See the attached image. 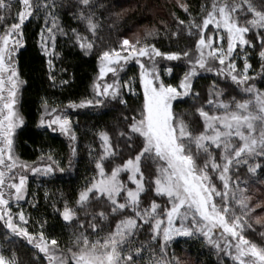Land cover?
Returning a JSON list of instances; mask_svg holds the SVG:
<instances>
[{"label": "snow or ice", "instance_id": "1", "mask_svg": "<svg viewBox=\"0 0 264 264\" xmlns=\"http://www.w3.org/2000/svg\"><path fill=\"white\" fill-rule=\"evenodd\" d=\"M15 3L19 4L14 17L16 22L0 32V220L5 222L7 229L13 234L27 238L30 244L45 254L47 264H68L69 258L74 264H135L133 252L126 251L124 245L140 227L139 220L152 224L155 233L153 239L162 235V252L173 237L191 236L195 232L203 234L209 243L221 248L219 240L214 239L216 231L219 230V239H222L224 244L222 250L233 258L235 264H264V244L254 242L245 235V230L252 227L246 220L252 211L248 204L250 198L245 195L246 189H240L239 182L233 187L230 175L233 166L247 164L257 156L264 157V92L254 86H248L244 88V92L249 95L248 99L237 100L232 97L231 100H225L222 98L223 93L213 84L206 102L195 108L198 119L202 120L199 128L194 124L190 125L173 110V101L178 97L189 96L192 92V78L201 69L212 71L210 64L213 62L218 61V67L215 69L217 75L230 77L237 85H244L251 79L248 75L251 65L247 58L245 57L242 72L238 71L233 53L238 46L251 44L247 34L255 30L261 39L262 50L259 55L264 59V34L261 33V30H264V10L258 9L252 0H211L210 9L202 6L206 15L201 23L194 19L188 22L189 34H193V28L197 29L199 34L194 56L190 55L189 51L162 52L155 44L146 40L142 42L140 38L135 41L124 39L120 49L112 48L102 53L101 78L109 72L116 73L118 67L131 60L139 64L143 105L139 119L133 118L129 128L131 134L142 137V147L134 157L112 169L110 175L106 174L103 163L97 162L99 178L94 179L90 187L79 193L76 204L85 208L93 197L106 198L112 213L131 209L134 215L120 219L114 231L110 230L106 235L100 236L98 229H103L95 222L97 216L107 219L105 212L100 211L93 216L92 222L88 223L91 233L85 229L74 234L72 247L66 250L70 254L68 256L58 241L54 238L49 240L43 230L30 234L27 228L14 223L9 207L12 197L19 202L24 199L26 193L27 177L20 174L16 182L15 169L31 167L32 172L43 171L49 174L55 171L53 164L56 163L49 155L48 159L53 163L38 168L20 162L14 156L13 137L17 127L23 124L16 110L17 95L23 81L19 78L14 54L22 44V26L36 8L41 6L35 0H15ZM80 4L83 6L80 19L86 21L87 28L95 35L98 25L92 18L94 14H86V11L90 13L91 0H80ZM42 6L48 7L46 0ZM52 6L55 7V4ZM180 7L188 12L186 4H180ZM13 8L14 0H0V11L4 13L0 15V21L5 20ZM241 17L244 18V23H240ZM179 23L185 24V21L180 20ZM209 25H215V32L212 37L206 38L205 30ZM53 27L58 28L55 18ZM73 32L82 49L93 47L87 37L77 33L75 29ZM48 33L47 39L53 42L54 48L53 29L49 28ZM153 34L149 32L147 35ZM217 34L221 41L219 44L214 42ZM225 40L227 48L223 46ZM41 42L47 53L48 47L43 35ZM181 56L187 59L190 68L177 88L165 84L160 79L155 58L163 57L171 61L179 60ZM141 58H147L151 65L143 62ZM49 65L51 70V60ZM168 71L171 72V69ZM128 86L131 90V81ZM120 87L118 81L106 84L102 91L99 84L95 85L98 96L111 95L113 98L119 95ZM194 95L199 97V93ZM94 102L101 103L98 99L87 100L81 101L80 105L71 103L70 107H82ZM44 123L42 119L41 124ZM47 123L49 127L58 125L61 132L75 140V135L71 132V121L67 117L58 115ZM100 137L104 148L101 157L103 160L114 152L108 134L101 132ZM129 138L131 139V136ZM74 152L73 149V154ZM142 159L156 162L155 175L149 180H146L142 171ZM259 167V164L249 165V171L255 172ZM122 172L128 174V180L135 185L134 189L126 187L120 179ZM212 174H218L223 183L222 189H218L212 182ZM146 184L149 190L154 189L157 196L167 198L170 206L162 209L163 215L158 211L161 206L155 200H152L149 206L141 207V194L145 193ZM122 194L124 202L118 199ZM216 197H220L219 202ZM233 202L238 206L239 212L233 207ZM62 217L64 221L72 222L77 218V212L65 203ZM19 221L27 223L23 211L19 213ZM80 227L84 228L83 222ZM261 237L264 238V233H261ZM141 252L142 249L137 248L135 255ZM0 264H20V261L14 252L11 256H6L0 251ZM154 264L166 262L157 260Z\"/></svg>", "mask_w": 264, "mask_h": 264}, {"label": "trees", "instance_id": "2", "mask_svg": "<svg viewBox=\"0 0 264 264\" xmlns=\"http://www.w3.org/2000/svg\"><path fill=\"white\" fill-rule=\"evenodd\" d=\"M183 1L188 6V12L178 5L177 0H91L90 13L86 11V14H94L92 18L98 25L93 35L87 28L86 21L80 19L83 8L80 0H46L47 8L42 6L45 0H35L41 6L36 8L22 26V44L17 48L14 59L19 77L23 81L19 109L24 123L15 134V149L22 161L47 165L53 163L48 159L51 155L56 163L53 164L55 171L52 173L29 176L26 200L15 205L11 202V205L15 215L23 211L26 217L27 223L17 221V224L21 223L30 234L43 230L49 240L54 238L58 241L68 256L70 254L66 250L72 247L74 234L85 229L91 233L88 223L92 222L93 216L100 211L107 215V219L97 216L95 221L103 229H98L100 236L106 235L110 230L114 231L120 219L134 215L131 209L112 213L106 198L93 197L85 208L76 204L79 193L90 187L94 179H98L97 162L103 163L106 174L110 175L112 169L134 157L142 147V137L131 134L129 128L133 118L139 119L143 105L140 67L136 62L127 65L120 76L121 90L117 97H100L94 91L100 56L106 50L120 49L124 39L135 41L137 38L142 42L146 40L155 44L162 52L189 51L190 55L194 56L199 34L195 28L192 29L193 34H189L188 22L194 19L201 23L206 15L202 6L210 9L211 0ZM53 3L55 7L52 6ZM252 3L258 9L264 10V0H252ZM18 8L19 4L14 0L13 10L5 20L0 21V32L16 22L14 17ZM0 15L4 13L0 11ZM53 18L58 28L54 32L55 47H51L49 54L42 47L41 39ZM180 20H184L185 24H180ZM240 23H244L243 17ZM73 29L87 37L93 47L82 49ZM149 32L154 34L148 36ZM261 33L264 34V30H261ZM247 38L251 44L246 45L244 49H236L233 56L238 71L243 70L245 57L247 58L251 65L248 71L251 79L244 85H237L230 77L217 75L214 69L201 72L194 79L192 93L174 102L173 110L178 116L199 128L202 120L198 119L195 108L206 102L213 84L223 93L222 98L225 100H231L232 97L237 100L248 99L249 95L244 92V88L248 86L264 91V59L259 55L262 50L261 39L255 30L250 31ZM225 43L226 41L223 45ZM156 66L162 81L172 86H177L190 68L183 56L179 60L171 61L157 57ZM168 69H171V72ZM195 93H199L198 98ZM97 99L101 103L94 102L74 109L70 107L71 103L80 104L81 101ZM46 107L66 112L75 140L55 128L40 125ZM101 132H106L110 137L114 152L103 160ZM256 164L260 167L255 172H250L249 165ZM61 168L64 170L60 171ZM141 168L146 180H149L155 175L156 162L142 159ZM230 175L233 187L239 182L240 189H246L245 195L250 198L249 207L252 209L256 206L246 217L252 227L245 230V235L254 242L264 244V238L261 237V233H264V219L260 220L257 216V206L264 201V157L257 156L247 164L233 166ZM120 177L122 181L127 182V173L123 172ZM212 182L218 189L223 188L218 174H212ZM121 198L123 201V196ZM152 200L161 206L158 210L161 215L162 209L170 206L166 197L157 196L154 189L149 190L146 184V191L141 194V207L149 206ZM216 200L219 202L220 197H216ZM65 203L77 212V218L72 222L63 220ZM233 207L239 212L234 202ZM81 222L84 223V228L80 227ZM138 224L140 227L124 245L126 251L133 252L135 264H154L157 260L166 264H235L226 251L209 243L199 232L191 236L174 237L162 252L164 242L159 236L153 239L155 233L152 224L144 223L143 220H139ZM137 248L142 249L139 255H135ZM0 251L6 256H11L14 252L20 264H47L45 254L39 252L27 238L13 234L3 220H0Z\"/></svg>", "mask_w": 264, "mask_h": 264}, {"label": "rangeland", "instance_id": "3", "mask_svg": "<svg viewBox=\"0 0 264 264\" xmlns=\"http://www.w3.org/2000/svg\"><path fill=\"white\" fill-rule=\"evenodd\" d=\"M177 3H178V5L180 6V4H186L183 0H177ZM183 9V8H182ZM49 28H52L53 29V33L55 32V29H56V27H53V22H51V24H50V27ZM49 28H46V30L44 31V33L42 34L43 35V37L45 38V43L47 44V47H48V53H50V50H51V47H52V42H51V40H49V39H47L48 38V36H49V33H48V29ZM138 30H140V28L138 29ZM142 30V29H141ZM214 32H215V25H209V27H208V29L207 30H205V36H206V38L207 37H212L213 36V34H214ZM218 35L219 34H217V36H216V39H215V43H217V44H219V43H221V41L218 39ZM129 41H131L130 39H128ZM136 40V39H135ZM133 41V40H132ZM226 41V40H225ZM225 45V46H224ZM223 46L225 47V48H227V43H225ZM246 45H244V46H238L236 49H239V48H241V49H244V47H245ZM235 52H236V50H235ZM234 54V53H233ZM157 58V57H156ZM155 58V59H156ZM142 59V61L143 62H145V63H147V64H149V66L151 65V61H148V59L147 58H141ZM131 62H136L135 60H131V61H129V62H127L126 64H123V66L122 67H118L117 68V71H116V73H111V72H109V73H107L103 78H101L100 77V61H99V74H98V77H97V79H96V83H95V85L96 84H99L100 85V90L102 91L103 90V88H104V86L106 85V84H114V82H116V81H120V76L124 73V71L126 70V67H127V65L128 64H130ZM227 63V62H226ZM139 65V64H138ZM210 67H212V69H214L213 71H216L215 69L218 67V61H216V62H213L212 64H210ZM17 68V67H16ZM158 68V67H157ZM158 70H159V68H158ZM18 71V70H17ZM203 71H205V70H203V69H201V70H199L198 71V74L195 76V77H193L192 78V88H193V82H194V79L201 73V72H203ZM242 72V71H241ZM160 73V72H159ZM184 77V76H183ZM183 77H182V79H183ZM20 78V77H19ZM160 79H161V76H160ZM181 79V80H182ZM21 80V79H20ZM162 80V79H161ZM180 80V81H181ZM22 81V80H21ZM120 83V82H119ZM179 84H180V82H179ZM179 84L177 85V86H174V87H177V88H179ZM22 86H23V83L20 85V87H19V91H18V95H17V104H16V110H17V112H18V114H19V116L22 118V120H23V123H24V118H23V116H22V114L20 113V109H19V102H20V91H21V88H22ZM142 88H143V86H142ZM256 89H258L257 87H255ZM121 90V89H120ZM120 90H119V94H120ZM94 91H95V94L97 95V93H96V88L94 87ZM111 91V90H110ZM261 91V90H260ZM262 92H264V91H262ZM192 93V92H191ZM190 93V94H191ZM98 96V95H97ZM104 95H100V97H103ZM104 97H112L111 95H108V96H104ZM180 98H183V97H178L177 99H180ZM176 99V100H177ZM175 100V101H176ZM175 101H173V104H174V102ZM77 105H80V104H77ZM87 105H89V104H85L84 106H87ZM84 106H82V107H84ZM75 108H77V107H75ZM52 109L53 108H49V107H47V111H46V108H45V110H44V113H43V116H42V119L45 121V123L44 124H41V121H40V125H42V126H47V127H49L48 126V123H47V121H50V120H52V119H54L56 116H61V117H67L66 116V112L65 111H58L57 109H55L56 111L55 112H53L52 111ZM74 109V108H73ZM68 118V117H67ZM41 119V120H42ZM23 124H21V125H19L18 127H17V129L15 130V134H16V132H17V130L22 126ZM51 128H55L56 130H58V131H60L59 130V126L58 125H56V124H53L52 126H51ZM61 132V131H60ZM71 132H72V134H73V130H72V126H71ZM63 133V132H62ZM15 134H14V137H15ZM64 135H66L67 137H70V135H68V134H65V133H63ZM14 137H13V140H14ZM13 151H14V156L15 157H17L18 158V160L20 161V162H23V163H26V164H28L29 166H35V167H38V168H43L44 166H46V165H40V164H37V165H34L33 163H29V162H25V161H22L20 158H19V156H18V154H17V152H16V149H15V144H13ZM14 173L16 174V176H17V180H16V182H18V176L20 175V174H23V175H25L26 177H27V181H26V193H25V197H24V199L23 200H21V201H19V202H17L16 200H15V198L14 197H12L10 200H9V207H10V209H11V213H12V215H13V222L14 223H16L17 221H19V215H15L14 214V211H13V209H12V205H11V202H13L14 203V205L15 204H17V203H21V202H23V201H25L26 200V197H27V194H28V181H29V176H31V175H41V174H45L43 171H39V172H32L31 171V167H29V168H17V169H15L14 170ZM123 173V172H122ZM121 173V174H122ZM121 174H120V176H121ZM99 178V177H98ZM120 179H121V177H120ZM124 182V181H123ZM125 183V185H126V187H128V188H135V185L133 184V183H131L129 180H127V182H124ZM123 196V194L120 196V197H118V199L120 200V202H124V199H123V201H122V197ZM6 198H7V192H6ZM11 205V206H10ZM257 208H259V212H258V219H260V220H263L264 219V201L262 202H260L259 204H258V206H257ZM252 209H256V206L254 205L253 206V208ZM22 223V222H21ZM20 223V224H21ZM165 223H166V221H165ZM179 223V221H177V224ZM203 235V234H202ZM161 239H162V235L161 236H159ZM176 237V236H175ZM203 237L207 240V238L203 235ZM174 238V237H173ZM220 238V231L219 230H217L216 231V233H215V236H214V239H218L219 240V242H220V244H221V248H223L224 247V244H223V240L222 239H219ZM163 240V239H162ZM70 256V255H69ZM233 259V258H232ZM69 262H71L72 264H74V262L69 258V261H68V263Z\"/></svg>", "mask_w": 264, "mask_h": 264}]
</instances>
